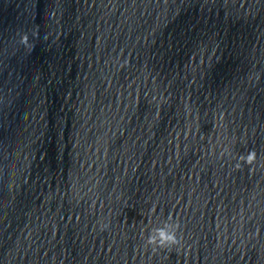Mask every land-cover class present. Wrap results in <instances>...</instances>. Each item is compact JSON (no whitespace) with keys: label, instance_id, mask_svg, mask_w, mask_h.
Here are the masks:
<instances>
[{"label":"water","instance_id":"water-1","mask_svg":"<svg viewBox=\"0 0 264 264\" xmlns=\"http://www.w3.org/2000/svg\"><path fill=\"white\" fill-rule=\"evenodd\" d=\"M0 264H264V0H0Z\"/></svg>","mask_w":264,"mask_h":264},{"label":"clouds","instance_id":"clouds-1","mask_svg":"<svg viewBox=\"0 0 264 264\" xmlns=\"http://www.w3.org/2000/svg\"><path fill=\"white\" fill-rule=\"evenodd\" d=\"M256 153L249 151L247 157L241 155L240 159L245 163H251L255 159ZM241 167L240 164L236 165ZM103 227H107L104 225ZM179 230L178 223H173L171 218H168L163 222L162 226L152 227L148 231V235L144 238V244L146 247L151 248L153 251L156 249H171L180 244V238L177 236Z\"/></svg>","mask_w":264,"mask_h":264}]
</instances>
